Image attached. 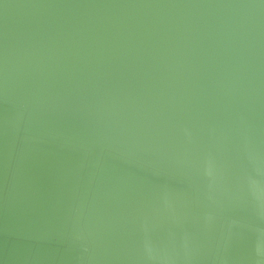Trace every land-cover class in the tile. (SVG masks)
<instances>
[{"label":"water","instance_id":"95a60500","mask_svg":"<svg viewBox=\"0 0 264 264\" xmlns=\"http://www.w3.org/2000/svg\"><path fill=\"white\" fill-rule=\"evenodd\" d=\"M0 264H264V0H0Z\"/></svg>","mask_w":264,"mask_h":264}]
</instances>
